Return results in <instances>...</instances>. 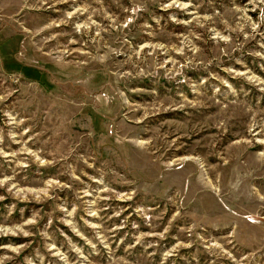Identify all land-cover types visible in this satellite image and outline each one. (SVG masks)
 Masks as SVG:
<instances>
[{
	"label": "rangeland",
	"instance_id": "obj_1",
	"mask_svg": "<svg viewBox=\"0 0 264 264\" xmlns=\"http://www.w3.org/2000/svg\"><path fill=\"white\" fill-rule=\"evenodd\" d=\"M0 264H264V0H0Z\"/></svg>",
	"mask_w": 264,
	"mask_h": 264
}]
</instances>
